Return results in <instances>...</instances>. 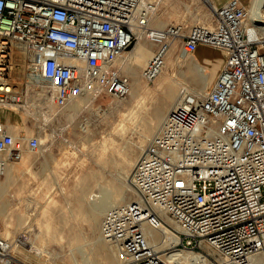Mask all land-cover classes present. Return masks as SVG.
Returning <instances> with one entry per match:
<instances>
[{"label": "built area", "instance_id": "1", "mask_svg": "<svg viewBox=\"0 0 264 264\" xmlns=\"http://www.w3.org/2000/svg\"><path fill=\"white\" fill-rule=\"evenodd\" d=\"M155 10V0H0V105L19 102L18 66L40 74L38 94L61 107L126 97L120 57L140 40L156 46L141 69L145 81L160 74L177 40L185 54L200 44L220 49L214 81L202 95L180 92L131 169L134 198L104 213L100 234L117 246L120 264H264V34L246 29L241 0L215 6L209 22L185 32L179 23L153 27ZM17 140L29 151L39 146L37 136L16 137L0 123V174L21 159ZM165 227L176 241L162 250L147 229ZM171 248L202 259L172 262ZM0 264H20L1 235Z\"/></svg>", "mask_w": 264, "mask_h": 264}, {"label": "rangeland", "instance_id": "2", "mask_svg": "<svg viewBox=\"0 0 264 264\" xmlns=\"http://www.w3.org/2000/svg\"><path fill=\"white\" fill-rule=\"evenodd\" d=\"M207 1L216 6L214 3L222 0H155L151 25L179 23L185 32L193 24L207 23L213 12ZM244 2L249 8L250 0ZM140 42L151 47L152 56L156 46L145 39L129 51ZM180 53L177 40L167 53L160 74L152 81H145L140 74L151 56L136 66L135 74L123 67L131 81L130 93L124 98L82 97L65 106L54 105V110L46 105L48 102L40 97L37 88L26 84L25 67H17L22 77L16 81L18 103L25 104L28 110L17 106L7 112L18 113L26 136L39 139L36 151H26L10 170L0 175V235L15 246L12 255L20 264L123 261L117 246L99 236L101 218L107 211L97 220L93 215L99 212L98 202H105L107 209L108 204L119 205L134 198L130 172L171 107L168 90L176 91V95L182 90L197 92L193 78L206 80L204 90L214 81V75L195 54L191 56L200 66L190 69ZM214 63L216 68L220 66L219 57ZM162 105L164 110L153 125ZM203 248L214 252L207 245ZM177 252L181 256L193 253L180 249Z\"/></svg>", "mask_w": 264, "mask_h": 264}, {"label": "bare ground", "instance_id": "3", "mask_svg": "<svg viewBox=\"0 0 264 264\" xmlns=\"http://www.w3.org/2000/svg\"><path fill=\"white\" fill-rule=\"evenodd\" d=\"M207 4H208L209 8L211 9V11H213V9H214L215 6H212L211 3H210V1H207ZM249 10H250V17H249V20H248V24L246 26V29L248 31H251V27H252L251 25H255V26H258L259 29H260V31H261V33L264 34V0H250V2H249ZM150 54H151V47L150 46H147L146 44L140 42V43H138V45L136 46V48L134 50L132 49L130 51L127 50V51L123 52L122 55H121V57H120V62L121 61L124 62V67H125L126 70H128V72H130L132 74H135L136 73V69H135L136 66L137 67L138 66L140 67L143 64V62H145L151 56ZM180 56L183 58V62L186 63V64H188V66H189L190 69H192L194 66H198V67L200 66L199 63L196 62L192 58L191 54H185L184 52L181 51ZM147 61H146V63H147ZM17 70H18V68L15 69L13 72L14 73H17ZM24 71H25L24 72L25 74L23 75V78H25V81H26V84L27 85H32V86L34 85L33 87H35L37 85L38 86H41L43 84V80L41 79L40 74L34 72V69L27 70V71L25 69ZM12 75H13V73H12ZM17 75H18V73H17ZM21 78L22 77H21V75L19 73L18 77H16V80H20ZM192 80H193V84L195 85V88L197 90V92H196L197 95H202V93L204 92V88L206 86V82H205L206 80L204 81L201 78H193ZM180 97H181L180 94L179 95H176V91H174L172 89L168 90V100L172 102L171 103V107L174 106L178 102V99ZM14 99L16 100V97H14ZM46 102L47 101L45 100V103ZM46 105L51 106L52 107V110H54V108H53L54 105H52L50 103H46ZM7 106H12V107H14V106H16V107L17 106H24L25 109L28 110V108L26 107L25 104H20L18 102H14V103L13 102H10V104H8ZM163 110H164V106L162 105L161 108L157 111V113L155 115L156 120L154 121L153 125H156V123L158 122V119L160 118V115L163 112ZM133 149H134V147H133ZM98 203L100 204V207L97 208V209H99V212L98 211L97 212L95 211L94 212V215H93V218L94 219L96 218V220L98 219V217L100 216V214L102 212H106L109 209H111L112 207L116 206V203L113 204V205H111V206L108 204L109 208L106 209L107 206L105 205V202H103V203L102 202H98ZM99 204H97V205H99ZM93 207H95V206H93ZM175 225H176V223H175ZM147 232L150 233V236L148 235L149 236V239H150V242H154L156 244V246H157L158 249L160 248V249L163 250L169 244H172V242L174 243L176 241V239L174 238V236L172 235V233L170 232V230H169L168 227H165V228L159 229V230H152L151 228H148L147 229ZM99 236H101L100 231H99ZM20 243H22V242L20 241ZM14 249H15V246L11 245V243H10V253H11V255H12V250H14ZM178 249L184 250V249H181V248H171L167 252H164V254L167 257V259H169L172 262H178V261H180V258L181 257L182 258L185 257L187 259H190V258L191 259H195L197 257H200V255H198V253H188L186 256H181L177 252ZM12 257L14 258L13 255H12ZM200 259H202V257H200Z\"/></svg>", "mask_w": 264, "mask_h": 264}, {"label": "crops", "instance_id": "4", "mask_svg": "<svg viewBox=\"0 0 264 264\" xmlns=\"http://www.w3.org/2000/svg\"><path fill=\"white\" fill-rule=\"evenodd\" d=\"M225 1L226 0L217 1L214 4L216 6H219L222 3H224ZM241 2L247 6V4L244 2V0H241ZM211 5L214 6L212 3H211ZM169 24H167V25H169ZM171 24H175V23H171ZM167 25H165V26H167ZM159 28H162V27H159ZM194 54H195L196 59L199 61V63L201 65H204L208 69L209 74L214 75V77H216V75L220 71L221 66L223 64V61H224L223 51H221V50L218 51V50H215L213 48L206 47L203 44H200V45H198L196 51L193 52V55ZM217 57H219V59L221 60V64H220V66H218L216 68V65L214 63V59ZM13 75H14V72H13ZM14 79L16 80L15 77H14ZM16 81H18V80H16ZM16 84L18 86L19 82H16ZM15 108H16V106L12 107V106H7V105H2V106L0 105V123H2V125L6 128V130L8 132H10L11 134H13L14 136L26 137V134H25L26 132L24 131L23 127H21V124H20V121H21L20 115L16 112H7V111L15 110ZM16 145L23 149L22 150V156L26 151H29L26 148L25 140H17ZM3 157H4V155L2 153H0V159H2ZM18 161H8L6 163L4 172H6L10 166L14 165ZM0 175H2V174H0Z\"/></svg>", "mask_w": 264, "mask_h": 264}]
</instances>
